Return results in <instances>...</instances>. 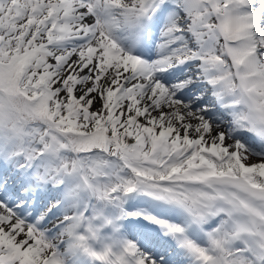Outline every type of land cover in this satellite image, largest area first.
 <instances>
[{"label": "snow or ice", "instance_id": "6c2138e0", "mask_svg": "<svg viewBox=\"0 0 264 264\" xmlns=\"http://www.w3.org/2000/svg\"><path fill=\"white\" fill-rule=\"evenodd\" d=\"M0 264H264V0H0Z\"/></svg>", "mask_w": 264, "mask_h": 264}]
</instances>
